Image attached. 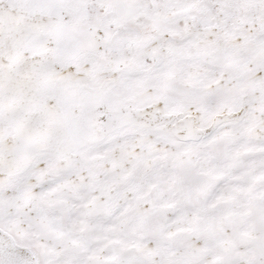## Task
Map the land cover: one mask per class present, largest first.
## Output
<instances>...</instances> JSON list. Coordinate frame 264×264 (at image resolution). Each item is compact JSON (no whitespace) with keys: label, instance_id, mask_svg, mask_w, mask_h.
<instances>
[{"label":"snow or ice","instance_id":"1","mask_svg":"<svg viewBox=\"0 0 264 264\" xmlns=\"http://www.w3.org/2000/svg\"><path fill=\"white\" fill-rule=\"evenodd\" d=\"M0 264H264V0H0Z\"/></svg>","mask_w":264,"mask_h":264}]
</instances>
